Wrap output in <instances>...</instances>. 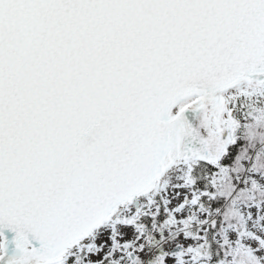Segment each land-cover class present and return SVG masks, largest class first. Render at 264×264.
<instances>
[{"label":"snow or ice","instance_id":"snow-or-ice-1","mask_svg":"<svg viewBox=\"0 0 264 264\" xmlns=\"http://www.w3.org/2000/svg\"><path fill=\"white\" fill-rule=\"evenodd\" d=\"M0 264H264V0H0Z\"/></svg>","mask_w":264,"mask_h":264}]
</instances>
